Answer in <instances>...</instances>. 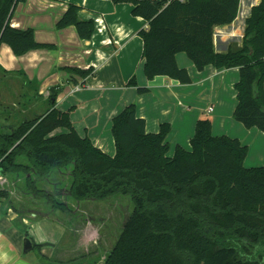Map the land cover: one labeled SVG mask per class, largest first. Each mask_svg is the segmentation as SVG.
<instances>
[{"label": "trees", "instance_id": "16d2710c", "mask_svg": "<svg viewBox=\"0 0 264 264\" xmlns=\"http://www.w3.org/2000/svg\"><path fill=\"white\" fill-rule=\"evenodd\" d=\"M22 1L0 0V45L8 44L16 55L46 46L32 28L12 26ZM125 1L133 15L148 21L139 32L148 79L165 75L191 82L189 71L177 63L179 52L199 70L209 64L237 67L233 116L264 132V0L247 19L242 47L224 52L216 51L214 30L236 19L240 0ZM78 11L69 4L58 26L73 24L89 38L94 21L80 19ZM79 70L84 76L93 71ZM128 83L136 84V77ZM137 87L140 93L149 90ZM57 92L52 88L49 108L32 117L0 101V180L27 196L23 209L76 218L71 203L128 196L133 208L124 209L104 264H264V165H245L249 148L239 138L216 135L211 120L199 119L191 148L177 145L169 155L170 124L148 132L132 103L113 117L111 156L77 132L70 109L56 106ZM59 128L64 131L54 134ZM10 190L0 187V196L9 199ZM116 199L108 204L119 206Z\"/></svg>", "mask_w": 264, "mask_h": 264}, {"label": "crops", "instance_id": "0c3cea01", "mask_svg": "<svg viewBox=\"0 0 264 264\" xmlns=\"http://www.w3.org/2000/svg\"><path fill=\"white\" fill-rule=\"evenodd\" d=\"M260 1L240 0L236 19L231 24L215 27L217 52L242 47L247 19ZM69 4L79 6L80 19L94 21L95 29L89 38H82L73 24L58 26ZM97 18L102 20L101 25ZM11 24L22 29L32 28L36 40L46 46L16 55L8 44L2 43L3 72L31 88L29 95L24 94L36 99L37 104H44L45 111L49 108L51 89L56 88V106L64 111L70 109L77 132L89 136L95 146L111 156L116 154L113 117L134 103L138 116L146 121L148 132H159L162 123L170 124L169 155H173L177 145L190 149L197 121L209 119L214 134L237 137L249 147V154L255 152L254 158L264 157V132L257 127H245L233 116L237 105L234 85L240 79L239 68H216L209 64L199 70L185 52H179L177 63L189 71L191 82L181 83L165 75L148 79L144 72V42L139 35L148 21L132 14L130 2L25 0L16 5ZM90 68L93 71L87 76L79 72ZM133 76L136 84H129ZM137 86L149 90L140 93ZM62 131L59 128L54 134ZM261 165L264 164L255 166ZM10 189L6 207H2L0 200V264H104L106 251L112 247L107 237L112 236L100 234L99 227L93 224L97 220L92 218L95 215L90 208L81 202L76 205L78 213L89 214L80 221L59 211L55 216L44 212L30 214L16 201L24 205L27 196L18 186ZM95 217L106 218L105 215ZM26 238L35 242L27 252L24 251ZM98 238L101 244L107 243L106 249H95Z\"/></svg>", "mask_w": 264, "mask_h": 264}, {"label": "rangeland", "instance_id": "374dc122", "mask_svg": "<svg viewBox=\"0 0 264 264\" xmlns=\"http://www.w3.org/2000/svg\"><path fill=\"white\" fill-rule=\"evenodd\" d=\"M234 45V44H233ZM0 79H1V85H0V101L5 102V104L12 105L16 109L21 110V114L24 116H29L32 117L36 114H41L45 112V105H39L36 103V99H32L28 97L30 90L32 91L31 88H29L27 85L24 84V82L18 78H12L5 74L3 71L0 70ZM27 93V94H24ZM249 148V147H248ZM250 152V149H248ZM251 153V152H250ZM254 151L252 154H247L246 159H245V164L246 166H255L259 164H264V157L263 158H254ZM251 163V164H248ZM5 186L7 188L13 187L12 182L11 184L8 183L5 179L0 180V187ZM44 187L43 185H41ZM14 196V194H12ZM123 198H113L111 199L108 203H114L113 201L116 199L117 202H119V206L115 205H110L107 202H100V201H82L81 203L84 204L86 208H90L92 210V215H105L106 218L101 221H96L93 223L95 226H98L100 229V234H107L111 235L112 237L109 238L107 237L108 242H112V247L114 245V240H113V235H116L118 237L119 229L122 225V220L124 217V209L133 208V205L129 199L128 196H122ZM0 200L2 201V207H6L8 204V199L1 197ZM17 205L20 208L27 207V205H22L18 200ZM20 204V205H19ZM78 205V204H75ZM77 207H75L76 211ZM109 212L111 213V216L109 215ZM89 215V214H88ZM88 215H83V213L80 211L77 216L76 220L80 221L81 218H84L85 216ZM91 215V214H90ZM63 220L64 217L61 215ZM68 219V217L66 218ZM75 219V218H74ZM67 221V220H64ZM118 234V235H117ZM111 240V241H110ZM23 244H24V239H23ZM103 244V245H102ZM100 243L99 238L95 241L94 247L95 249H106L107 243L104 241L103 243ZM108 247H111V244L108 243ZM103 255V253H102ZM44 257V256H43ZM45 260H48L47 257H44ZM54 260V258H51Z\"/></svg>", "mask_w": 264, "mask_h": 264}, {"label": "water", "instance_id": "95a60500", "mask_svg": "<svg viewBox=\"0 0 264 264\" xmlns=\"http://www.w3.org/2000/svg\"><path fill=\"white\" fill-rule=\"evenodd\" d=\"M34 241L31 238H26L25 244H24V251L27 252L31 250L34 246Z\"/></svg>", "mask_w": 264, "mask_h": 264}, {"label": "built area", "instance_id": "2783aa9c", "mask_svg": "<svg viewBox=\"0 0 264 264\" xmlns=\"http://www.w3.org/2000/svg\"><path fill=\"white\" fill-rule=\"evenodd\" d=\"M97 23L99 24V25H101L102 24V20H100L99 18H97ZM103 28V25L101 26V29ZM79 87H77V89H78ZM210 110L211 111H213V107H211L210 108ZM1 178H3L2 176H1Z\"/></svg>", "mask_w": 264, "mask_h": 264}]
</instances>
